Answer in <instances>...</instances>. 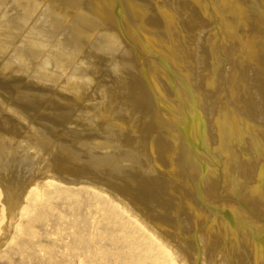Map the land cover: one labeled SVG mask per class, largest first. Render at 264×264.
Returning <instances> with one entry per match:
<instances>
[{"label": "rangeland", "instance_id": "1", "mask_svg": "<svg viewBox=\"0 0 264 264\" xmlns=\"http://www.w3.org/2000/svg\"><path fill=\"white\" fill-rule=\"evenodd\" d=\"M246 1L247 0H229V1L228 0H200V4H199L200 10L199 8L194 9L195 11L197 10L196 15L199 14V16L197 15V17H195L196 15H194L195 18H191V16L189 15L190 12L188 11L186 13L182 12L181 11L182 9L180 7L173 8L174 10L172 9V10H168L167 12H165L166 17L169 19H174V20H177L178 18L186 19V21L183 22L186 24H183L180 21H177L176 23H174L173 27H171L170 31L172 29H173L172 31H176L178 30V26L180 27L184 26V27H187L186 29L188 31L185 32L187 35L184 38H177L176 34L172 32L173 34H175L174 35L175 37L173 38L172 42L171 41L169 42V40H167V35H166L167 32L162 35L164 40L166 39L167 41H164L162 36H160L159 38H157L158 35H155L154 37L151 36L153 34L152 33L150 37L155 42L153 52L156 53L159 51L156 54L160 56L163 55V58L169 59L168 60L169 62H171V59L169 58L168 55H171L172 53L181 54L182 52L181 55H184V58H186L184 62L185 64L183 63V64H180L179 66H176L175 69L177 70L173 69L174 71L172 72L166 68V66L168 65L166 60H165L166 65H162L161 63L159 64L156 63V65H153V66L145 65L147 68L149 67L148 69H150L152 72H155L154 76L156 78L154 79L156 81V82L154 81L155 84L152 82V86L148 85L147 90L143 86H142L143 87L142 90L138 87L136 88L132 87L131 89L129 86H127V89H126L125 85H122L121 83L122 86H120V83L117 82L118 84L116 83L117 87L115 86V88H117L118 90L119 89L121 90L118 91L114 88L112 92H110L111 88L108 89V87H106L105 85H106V80H108L111 77V72L102 71L103 72L102 73L101 69H99L98 72L96 71V73H94L93 75H90L89 77L90 82H92L93 80L94 81L92 82L93 85L86 87L87 91L85 89V92L88 95L85 94V97L83 96L75 97L73 96L74 94H72L73 89L66 85V81L63 78H58L60 80L54 79V78H52V80H47L45 77V79H41L40 81V79H37L36 77H34L35 76L34 73L30 75L26 74V78L28 79L29 83L30 82L32 84L35 83V85L34 84L33 85H34V88L36 87L35 88L36 90L39 89L37 87H40L39 91L41 92L43 91V93H45V95L49 97L47 98L52 103L54 102L56 103V104L54 103L55 107L57 106L56 108L59 111L62 118H65V119L66 117L67 119L70 118L74 110L78 112L80 117L78 116V114L76 115L75 119L77 120V123H79L80 125H83L84 127L86 126L84 130L85 132L82 133L83 135L85 134L84 140H83V136L81 137V139L83 142L85 141V143L86 142L89 143L91 141L93 143H89L91 145V146L88 145V147L89 146L91 147V149H88L89 151L80 152L81 154L75 153L72 150V147H71L72 143L70 141H69L70 144L66 143L67 145L66 144L63 145L62 142L58 141L61 138V136H63L64 134L60 132L59 130L55 129V132H57L55 134V138L50 139L49 136L45 133L46 130L52 129L46 126L48 122L46 121L45 123L46 125H45L43 122L44 120H42L43 118L41 117V118H38L37 120L39 123L35 124V122L33 121V118L36 117L37 114L36 112L33 111L32 114H34V116L32 114L29 115V112L31 109H28L26 104L22 102L21 103L22 108L7 107L6 119H4L5 121H3L0 124L1 125L0 134L3 135V136L0 135V143L2 144V142L5 141L4 143L5 145L9 141L8 143L9 146L17 145L18 147H21L24 150V153L26 154L24 155L25 156L24 160L21 156H16L19 158V159H16L14 157L15 155L13 154H7L6 155L7 158L6 156L5 157L0 156V264H190L191 256L192 258H194V262H196L195 264H203V259H204L203 257H205V253L208 252V250H212L211 251V256L213 257L212 264H233V263L252 264L251 263L252 261L256 262V263L253 262V264H258V263L264 264V106H263L264 104L262 105V103H264V70H263L264 69L263 67L264 66V50H263L264 48L258 47L261 45H262L261 47H264V41H263L264 40V31H263L264 30V11H262L264 10V1L263 3H259V5L257 4L258 6H256L255 4L253 5L251 3H247ZM261 5L263 7H261ZM244 7L250 8L251 10L252 9L256 10L255 8H257L256 11H258L257 13L259 15L258 21L256 20L255 17L250 16L251 20H250V24L248 25L247 29L245 30L240 29L238 31H235V29L231 28L228 24L229 23L228 15L231 12H238V9L241 8L242 10V8ZM7 11H5V14H7V16L5 17L6 18L8 17L7 19H8V22L10 23L8 24V26L11 27V29L8 28L9 29L7 31L8 33L7 32L3 33L4 35L7 34V38H8L5 41L7 44L6 43L4 44V42L2 43V46L6 45L5 48L12 44L18 45L20 42H22V39H24L23 38L24 34L26 35L25 37H27L31 32H33V30L34 31L37 30L39 25L37 26L32 21V18H34L35 16L36 18L43 19L45 15H48V16L50 15L49 17L53 19L51 20V25H52V28H55V32L58 30H62L64 29L63 27H65V28H68L67 30L68 32L66 31V29H64L67 32L65 33V36L67 35L66 37L75 35L72 32H69L71 30L70 28H72L71 26L73 25L70 26L66 22L64 23L61 22L60 17H58L56 12H45L44 14V12H40V13L39 12H31V13L27 12L26 13V11H23L20 13L19 17H23V19H29V20H26L25 22L23 19H22L23 21L16 20L17 22L16 23L15 21H12V20L9 21V19L12 17L11 14L17 17V13L13 12V10H9L8 12ZM108 15L109 17H107ZM108 15L105 16L107 17L105 18L107 20L105 21V24L103 25L100 24L102 28L109 26L111 22L113 21V15L110 13ZM11 21L14 22V24ZM53 21H55L56 23ZM176 24H179V25H176ZM14 26L16 30L14 29ZM75 26H76L75 29L77 28L76 36L78 34H80L79 36H81L82 34L83 35L94 34L93 31L91 33L89 32L91 31L89 30V28H87L88 30L86 31L85 28H81V27L79 28L78 25H75ZM40 27H43V26H40ZM18 30H19V33H17ZM20 30L21 31L23 30V32H20ZM41 30L43 31L46 38L53 37V33L52 34L46 33L47 29L41 28ZM13 32H15L17 35ZM83 32H85V34ZM188 34L191 35V37ZM31 38H32V35H31ZM175 38H177V40ZM16 39H18L19 41ZM182 40L183 41L185 40V41L183 42ZM187 42L188 43L190 42V43L188 44ZM259 42H262V43H259ZM57 44L58 43L56 41L55 43L56 47H57ZM56 47L49 50L48 53L52 52V54L50 55L52 56L56 55L55 57H59L62 54L63 50H61V48L59 47L57 48ZM132 47L134 48V46ZM140 49L141 48H138L135 45V50H137L135 51V60L132 61V59L131 60L127 59L126 60L127 62L124 61V64L129 65L130 69H132V67H134L136 63L141 62V64L139 63V65L142 66L143 62L147 61L148 53L144 51L143 48L142 50ZM171 49L175 51L177 50V51L174 52ZM258 49L260 53L257 52ZM260 50L263 52H261ZM19 51L20 50L18 49L15 50V54H14L15 59H17L18 55L21 56V53L23 52V50L22 52L21 51L19 52ZM140 52H142L141 53L142 55L140 54ZM56 53H58L59 55ZM160 53H163V54H160ZM251 55L252 56L254 55L255 57L254 56L252 57ZM23 56L24 54L22 55V57ZM143 56L145 57L146 60H143L144 59ZM260 56H263V58ZM23 58L25 59V57ZM208 58L210 59V61L213 62V66H214L211 72L210 70L202 66V62ZM13 59H9L10 61L8 60L7 62L0 63V69L3 66L9 67L10 65H12L11 62L14 61ZM134 61H136V63ZM28 63L29 62L27 61V63H25L26 65L25 64L24 65L28 68L30 66L31 68L34 62H32L31 65L30 63L29 64ZM254 67L256 69V72L258 73L254 72L255 71ZM162 68L164 71H161ZM262 70H263V73H262ZM162 72L165 73V75ZM214 72L217 77L214 75ZM105 73L108 75H106ZM158 73L160 74L158 75ZM102 75L103 76L105 75V76L103 77ZM258 75L262 79L259 78ZM7 77H8L7 75L3 76L4 82L12 81L11 80L12 78H9V77L7 78ZM34 78H36V81ZM96 78L99 80V82ZM60 81L62 82L61 88H59L60 83H61ZM137 81L138 83L141 82V85H142V81H144V79L141 81L137 79ZM160 81H162V83ZM94 82L96 83L97 86L95 85ZM180 82H183V85ZM160 83H161V86H160ZM163 83L164 85H162ZM167 83L169 84V86H166L168 85ZM134 84L135 85L137 84L136 80H134ZM46 85H48V87H46ZM65 86H67V88ZM16 87L17 86L15 85L8 86L6 88L0 89V91L4 95L13 96L14 94L13 92L15 91L14 89ZM166 87L176 88L177 92H172L173 93L172 98L174 101L172 104H168L164 100V98L156 94L158 93L157 91H159L160 89L162 90V88H166ZM183 87H184V90H183ZM172 88L170 89L171 91H173ZM136 89L139 91H137ZM115 90L118 93V95H116L117 93L115 92ZM63 91L65 92V94L63 93ZM145 94L149 96L147 97L148 99L146 98ZM149 94L150 95L152 94V96H150ZM112 95H116V97L112 98L113 97ZM175 95H176L177 100L175 98ZM84 98L86 99V101L89 100L90 103L83 101L85 100ZM56 99H59L60 101L59 100L56 101ZM111 99L112 100L113 99L114 100L123 99L122 100L123 105L120 104V107L123 106L122 111L120 110V108H118V110H115L112 108L114 105L112 104V101H110ZM178 99L179 100L181 99V101H179ZM79 100L82 101L81 102L82 104H80ZM182 100L184 101L183 103H182ZM249 100L251 101V103ZM256 100H259V101L256 102ZM73 101L77 105L74 104ZM124 101L126 104L124 103ZM127 101H129L130 103H128ZM136 102H138L140 106L137 105ZM84 103L85 104L87 103V105H85ZM135 104L137 107H135ZM171 105L173 108H171ZM130 106L132 109L130 108ZM247 106H250V108ZM77 107H78V110H77ZM83 107L85 108V110ZM253 108H255V110ZM23 110L27 112L29 111L27 113L28 115L27 116L25 115V117L21 116L22 114L21 112ZM153 110L155 111L153 112ZM250 110H253V111L249 113ZM132 112H136L137 115H135V113H132ZM254 112L259 115H256ZM85 113L87 114L86 116H85ZM45 114H46V111H45ZM45 114H43V116ZM94 114H95V117H94ZM247 114H250V115H247ZM47 115L48 114H46V116ZM154 116L157 119H154L155 118ZM15 117H17L18 119ZM140 117H141V120L142 119L144 120L145 117H147L145 122L142 121L140 123H142V125L145 124L144 126L145 127L147 126V130H149L148 128H151L152 130V131L149 130L147 132L151 136L149 137L148 144H145L146 147L143 146L144 145L143 138L140 135H138L139 134L138 132L140 131L137 130L138 131L137 133L135 131V128L137 127L135 126V121H137V118H140ZM163 118H165V123L163 122L164 121ZM97 119L98 120L100 119V120L98 121ZM82 120L84 123H82ZM113 121L117 123H113ZM258 121L260 122L262 121V123ZM5 122L7 123L5 124ZM9 122L11 125L8 124ZM188 122L189 123L191 122V123L189 124ZM112 123L114 124V126L115 125L116 126L114 127ZM186 123H188V125ZM7 124L9 126L5 127V125ZM193 124L195 125L192 126ZM103 125H105L106 127ZM128 125L130 127H127ZM185 126L187 127L185 128ZM31 127H33L32 130H31ZM87 127L89 128V132H88V129H86ZM132 127L134 128V130ZM193 127H194V131L197 130L199 133L197 131L194 132ZM41 130L42 132H40ZM90 130H93V131L90 132ZM202 131H204V133ZM163 132L167 136H165ZM7 133L9 134V136L7 135ZM90 134L91 136H88ZM178 134L181 136H179ZM92 136L97 139H95L94 141V138ZM150 138H152L153 140ZM26 144L28 146H26ZM8 145L7 146L5 145V146L8 147ZM254 146L257 148H255ZM38 147H40V149ZM41 147L43 149H41ZM159 147H163V148H159ZM96 149H97V152L95 151ZM1 150L2 148L0 146V151ZM41 151H44L45 155L43 154V152L41 154ZM54 154L56 155V157ZM9 155L13 156L14 159H11L12 157ZM135 155L143 156V160L141 163H137L135 161L136 162L135 165L137 167H135V165H129V166L126 165V167L128 166L127 168H123L121 166L122 163L123 164L126 163L127 160L130 161L131 159L133 161V158L136 157ZM84 156L85 157L87 156V157L85 158ZM27 158H29L30 160ZM171 159H173L172 160L173 162L170 161ZM165 160L168 163L165 162ZM51 161H54V162H51ZM112 161L118 167L117 170L119 168L120 170L125 169L124 171L122 170L123 172L118 170V172L122 174L121 175L122 177L119 176L118 174V176H115V178H113L111 176H108L109 174L108 172L107 173L97 172L99 175L97 177H99V179H102V180L105 179V181H107L108 183L106 185L111 184V187H114V188L117 187L116 193H118L117 197L118 199L120 198L119 200L110 191L103 189V188L95 187L87 181L86 182L83 180L62 181L60 178H58L56 175L52 173H49L50 174L49 175V174H41L37 172L43 166L45 167L49 165L53 166L54 164L55 165L58 164L62 166V165H65L66 163L73 164L72 169L79 170L80 171L79 174L81 173V170H84V168L85 169L87 168L88 170L90 169V171L92 172L98 171L97 170L98 168L96 170L95 168L93 169L91 165H94V164L92 162L94 163L101 162L103 164L105 163L102 171H104L105 169L109 171L113 167L116 168V166L112 167V164H114ZM49 162L51 163L49 164ZM116 162L120 166L117 165ZM143 164L145 167L143 166ZM34 166L38 169L34 168ZM78 167L79 169H77ZM139 168L141 172L143 171L142 174L139 171ZM179 173H182V174H179ZM32 174H37V179L41 181L40 185L42 184L41 185L42 187L40 186L39 189L38 187L36 189V187H33L31 185H28V186L26 185L27 181L32 177ZM128 174L132 175V177ZM143 174L146 176L147 179L145 178ZM125 176L126 178H123ZM189 176H192V177H189ZM127 177H129L130 179ZM136 178L140 180L138 181ZM12 179L14 182L16 180V182L14 183ZM3 180H4V183H2ZM131 180H133L134 182ZM191 180L193 183H191ZM193 180H195V182ZM6 181L8 183H6ZM10 181L13 183L14 187L15 186H18V187L14 188ZM157 182H159L158 185H157ZM195 183H197V185ZM119 184H122V187ZM5 186L7 187L4 188ZM118 187H121V188H118ZM138 188H141L143 190L138 189ZM128 193H129V197H128ZM146 197H149V198L147 199ZM158 197L159 199H157ZM139 199H141L143 202L140 201ZM125 201H128V203ZM169 206L171 207L169 208ZM133 208L135 209V211ZM166 208L169 210L167 211ZM202 213L204 214V216ZM143 214H146L144 215L145 217H143ZM188 214H190L189 215L190 217L188 216ZM216 214H219V215L217 216ZM201 215L203 219L201 218ZM147 216L149 217V220ZM198 218L200 221L196 220ZM149 221L150 223H148ZM205 222H212V224H214L215 226H213L210 223L208 224ZM170 223L172 224L174 223V224L172 225ZM218 225L219 226L221 225L223 228L221 229V226L219 227ZM184 228L185 229L187 228L188 230L187 229L185 230ZM246 228L248 230H246ZM205 229H207L208 231ZM209 229L211 230V232ZM173 230H176V231H173ZM188 231H190L191 234H189L190 232ZM251 231L252 232L254 231L255 234L252 233ZM221 232H223L222 233L223 235L220 234ZM199 233L201 234V236ZM213 234H215L216 237ZM218 234L221 236H219ZM238 236L239 237L241 236V237L239 238ZM248 237H250V239ZM196 239L201 241V243L199 241H195ZM237 239L242 240V242L244 243H242L241 241ZM204 240H206L208 243L207 244L208 246L205 244L207 248L204 245L205 243ZM234 240H236L237 242ZM248 240L250 241V243ZM177 242H180V243H177ZM202 242H203L204 248H203ZM235 243L238 245H236ZM186 244H188L189 246ZM234 244L237 247H235ZM245 244L249 246L247 245L245 246ZM175 245L178 246L179 249ZM209 245L210 246L212 245L213 248L212 246L210 247ZM175 247L178 250H176ZM230 247L231 249H229ZM247 247L249 248L247 249ZM184 249L185 250L187 249L188 251L187 250L185 251ZM244 249H245V252H244ZM232 250H235V253L237 255L236 254L232 255V253H234V251ZM236 250L237 251L239 250L240 254L239 252H236ZM251 252H252V256H251Z\"/></svg>", "mask_w": 264, "mask_h": 264}, {"label": "bare ground", "instance_id": "2", "mask_svg": "<svg viewBox=\"0 0 264 264\" xmlns=\"http://www.w3.org/2000/svg\"><path fill=\"white\" fill-rule=\"evenodd\" d=\"M229 1V0H228ZM263 1L264 0H247L246 2L247 3H251V4H255L256 6H258L259 5V3H263ZM226 2V1H225ZM233 2V1H232ZM230 3V2H229ZM9 4H10V6H9ZM199 4H200V0H0V63H2V62H7L9 59H13L14 57H15V50H20L21 52H22V50H23V52L21 53V56L20 55H18V57H17V59H13L12 61L13 62H11L12 63V65H10L9 67L7 66V67H2L1 69H0V89H2V88H6V87H8V86H13V85H15V86H17L14 90V94H13V96H8V95H4L1 91H0V124L3 122V121H5L4 119H6V116H7V113H6V109H7V107H15V108H22V102L24 103V104H26V106L28 107V109H31L30 110V112H29V115H31L32 113H33V111L34 112H36V114H37V116L36 117H34L33 118V121L35 122V124L36 123H39L37 120H38V118H43L42 120H44L43 122H44V124L46 123V121L48 122L47 123V127H50V128H52L51 130H46L45 131V133L49 136V138L51 139V138H55V134L57 133V132H55V129L56 130H59L60 132H62V133H64L63 134V136H61V138L58 140V141H60V142H62L63 143V145H65L66 143L68 144L69 143V141L72 143L71 144V147H72V150L75 152V153H78V154H81L80 152H83V151H89L88 149H91V145L89 144V143H93L92 141L91 142H86L85 143V141L83 142L82 141V139H81V137L83 136V140H84V135L82 134L83 132H85L84 130H85V127L83 126V125H80L79 123H77V120L75 119L76 118V115L78 114V112L77 111H75L74 110V112H73V114H72V116L70 117V118H68L67 119V117H66V119L65 118H62V116L60 115V113H59V111L57 110V106L55 107V104L54 103H52L48 98V96L47 95H45V93H43V91L41 92V91H39L40 90V87H37V88H39L38 90H36L35 88H34V85H35V83H29V81H28V79L26 78V74L28 75H30V74H33L34 73V77H36L37 79H40V81H41V79H45V77H46V79L47 80H52V78H54V79H58V78H63L65 81H66V85L68 86V87H71L72 89H73V93L72 94H74L73 96H83V97H85V94L86 95H88L86 92H85V89H86V91H87V86L89 87L90 85H93V81L92 82H90V79H89V77H90V75H93L94 73H96V71L98 72V70L99 69H101V72L102 71H110L111 72V77L108 79V80H106V87H108V89H110L111 88V90H110V92H112V90L115 88V86L117 87V85H116V83L117 82H119L120 83V86H122V85H125L126 86V89H127V86H129L131 89H132V87H138V88H140L141 90H142V88L144 87V88H146V90H147V86L149 85V86H152V82L154 83V79H156L155 78V76H154V73L155 72H152L150 69H148L145 65H149V66H153V65H156V63H161L162 65H166V61H167V63H168V65L166 66V68L167 69H169L171 72L172 71H174L173 69H175V67L176 66H179L180 64H183L184 62H185V59L186 58H184V55H181L182 54V52H181V54H174V53H172L171 55H168L169 56V58L171 59V62H169L168 60L169 59H165V58H163V55L162 56H160V55H158V54H156V53H158V52H156V53H154L153 52V50H154V46H155V42L153 41V39L150 37V35L151 36H155V35H158V37L157 38H159L160 36H162L164 33H166V35H167V40H169V42L171 41H173V38L175 37L174 35L176 34V37L177 38H184L187 34L185 33L186 31H188L186 28L187 27H180V26H178V30H176V31H170V29H171V27H173V25H174V23H176L177 21H180L181 23H183L184 21H186V19H181V18H178L177 20H174V19H169V18H167L166 17V15H165V12H167L168 10H172L173 8H181L182 10V12H190L189 13V15L191 16V18H195V17H197V15L199 16V14H197L196 15V11L194 10V9H198L199 8V10H200V7H199ZM204 4V3H203ZM209 4V3H208ZM258 4V5H257ZM244 6V5H243ZM249 7V6H248ZM253 7V6H252ZM255 7V6H254ZM261 7H263L262 5H261ZM11 8V9H10ZM189 8H190V10H189ZM223 8V7H222ZM191 9H193V10H191ZM256 10H257V8H255ZM260 9V8H259ZM263 9V8H262ZM9 11V10H13V12H16L17 13V17L14 15L13 16V14H11L12 15V17L9 19V21L10 20H12V21H15L16 22V20L17 21H20V20H22L23 19V17H19L20 16V13L21 12H23V11H26V13L27 12H44V14H45V12H56V14L58 15V17H60V20H61V22H66L68 25H73V26H71L72 28H70L71 30L69 31V32H72L73 34H75L74 36L72 35V36H68V37H66L65 36V33H67L68 31V28H65V27H63L64 29H66V31L64 30V29H62V30H58V31H56L55 32V28H52V25H51V20H53V19H51L48 15H45V17L43 18V19H39V18H36V16L34 17V18H32V21L38 26V28H37V30H33V32H31L27 37H25L26 35L24 34V33H22V34H24L23 35V38L24 39H22V42H20L18 45L17 44H12V45H9V46H7L6 48H5V46H2V43L4 42V44L6 43L5 41L8 39L7 38V34L6 35H4L3 33H6L9 29H11V27H9L8 26V24H10L9 22H8V17L6 18L5 16H7V14H5V11ZM174 10V9H173ZM256 10H251L250 8H246V7H244V8H242V10H241V8L240 9H238V12H231L228 16V20H229V26L231 27V28H233V29H235V31H238V30H240V29H247V27H248V25L250 24V20H251V18H250V16H252V17H255L256 18V20L258 21V11H256ZM7 11V12H8ZM262 11H264V10H262ZM6 12V13H7ZM12 12V13H13ZM178 12V11H177ZM182 12H181V14H182ZM15 13V14H16ZM38 13V14H39ZM112 14L113 15V21L111 22V24L109 25V26H107V27H104V28H102V26L100 25V24H105V21H107L105 18H107V17H109V15L108 14ZM170 13V12H169ZM180 13V12H179ZM108 15V16H107ZM194 15H196L195 17H194ZM262 15V14H261ZM42 16V15H41ZM56 16V15H55ZM105 16H107V17H105ZM225 16V15H224ZM181 17H182V15H181ZM207 17V16H206ZM37 19V20H36ZM226 19V18H225ZM24 20V22L26 21V20H29V19H23ZM22 20V21H23ZM56 20V19H55ZM255 20V19H254ZM11 21V22H12ZM21 21V22H22ZM110 21V20H109ZM205 21V20H204ZM209 21V20H208ZM53 22H55V21H53ZM52 22V23H53ZM104 22V23H103ZM189 22V21H188ZM13 24H14V22H12ZM17 23V22H16ZM31 23V22H30ZM30 23H29V25H30ZM56 23V22H55ZM65 23V24H66ZM107 23V22H106ZM20 24V23H19ZM57 24H58V22H57ZM183 24H186V23H183ZM189 24V23H188ZM253 24V23H252ZM263 24V23H262ZM18 25V24H17ZM62 25V24H61ZM75 25H78L79 26V28L81 27V28H85L86 29V31L88 30L87 28H89V30H91V31H89L90 33L93 31L94 32V34H90V35H81V36H79L80 34H78L77 36H76V34H77V28L75 29ZM100 25V26H99ZM108 25V24H107ZM176 25H179V24H176ZM195 25H197V24H195ZM13 26V25H12ZM16 26V25H15ZM15 26H14V29H15ZM35 26V25H34ZM40 26H43V27H40ZM63 26V25H62ZM67 26V25H66ZM99 26V27H98ZM188 26V25H187ZM201 26V25H200ZM222 26V25H221ZM254 26H255V24H254ZM258 26H259V24H258ZM60 27V26H59ZM9 28V29H8ZM17 28V27H16ZM19 28V27H18ZM22 28H24V27H22ZM33 28V27H32ZM41 28H45V29H47V32L46 33H53V37L52 38H46L45 37V35H44V33H43V31L41 30ZM253 28V27H252ZM21 29V28H20ZM59 29V28H58ZM191 29V28H190ZM237 29V30H236ZM257 29V28H256ZM261 29V28H260ZM16 30V29H15ZM26 30V29H25ZM152 30V31H151ZM28 31H29V29H28ZM80 31H82V30H80ZM243 31V30H242ZM241 31V32H242ZM264 31V30H263ZM262 31V32H263ZM20 32H23V30L21 31L20 30ZM25 32V31H24ZM88 32V33H89ZM172 32H174L175 34H173ZM190 32V31H189ZM202 32V31H201ZM8 33V32H7ZM13 33H15V32H13ZM12 33V34H13ZM17 33H19V30H18V32ZM79 33V32H78ZM84 34H85V32H83ZM243 33V32H242ZM244 33H245V31H244ZM2 34V35H1ZM9 34H10V32H9ZM16 34V33H15ZM28 34V33H27ZM87 34V33H86ZM220 34V33H219ZM240 34V33H239ZM17 35V34H16ZM21 35V34H20ZM31 35H32V38H31ZM43 35H44V37H43ZM70 35H71V33H70ZM189 35V34H188ZM195 35V34H194ZM244 35V34H243ZM242 35V36H243ZM10 36H11V34H10ZM15 36V35H14ZM50 36V35H49ZM190 37H191V35H189ZM8 37H9V35H8ZM13 37V36H12ZM29 37V38H28ZM155 37V38H156ZM193 37V36H192ZM17 38V37H16ZM162 38H163V36H162ZM177 38H175L176 40H177ZM211 38V37H210ZM15 39V38H14ZM18 39H19V37H18ZM18 39H16V40H18ZM186 39V38H185ZM245 39V38H244ZM15 40V41H16ZM21 40V39H20ZM159 40V39H158ZM163 40H164V38H163ZM166 39L164 40V41H167ZM194 40V39H193ZM10 41V40H9ZM12 41V40H11ZM19 41V40H18ZM56 41H57V47H59V48H61V50H63V52H62V54L59 56V57H55L54 55L52 56V55H50V54H52V52L51 53H48L49 52V50H51V49H53V48H55L56 46H55V43H56ZM163 41V42H164ZM179 41H181V40H179ZM183 41V40H182ZM185 41V40H184ZM183 41V42H184ZM188 41H189V39H188ZM191 41V40H190ZM264 41V40H263ZM13 42V41H12ZM168 42V43H169ZM10 43V42H9ZM135 43V44H134ZM179 43V42H178ZM177 43V44H178ZM188 43V42H187ZM190 43V42H189ZM188 43V44H189ZM205 43H207V42H205ZM252 43V42H251ZM255 43V42H254ZM259 43H262V42H259ZM7 44V43H6ZM165 44V43H164ZM163 44V45H164ZM185 44V43H184ZM257 44V43H256ZM135 45L138 47V48H141L140 50H142V48H143V50L144 51H146L147 53H148V58H147V61L146 62H143V64H142V66L141 65H139V63L141 64V62H139V63H136V61H134L135 63H136V65L134 66V67H132V69H130V66L129 65H125L124 64V61H126L127 59L128 60H131L132 59V61L133 60H135V51H137V50H135ZM132 46H134V48L132 47ZM239 46V45H238ZM256 46V45H255ZM262 46V45H261ZM261 46H258V47H260V48H264V47H261ZM56 47V48H57ZM162 47V46H161ZM160 47V48H161ZM179 47V46H178ZM188 47V46H187ZM257 47V46H256ZM163 48V47H162ZM168 48V47H167ZM185 48H186V46H185ZM208 48V47H207ZM248 48V47H247ZM157 49V48H156ZM174 49V48H173ZM173 49H171L172 51H174V52H176L175 50H173ZM188 49V48H187ZM191 49V48H190ZM199 49V48H198ZM209 49V48H208ZM158 50V49H157ZM214 50V49H213ZM216 50V49H215ZM257 50V49H256ZM255 50V51H256ZM264 50V49H263ZM19 51V52H20ZM60 51V50H59ZM139 51V50H138ZM143 51V52H144ZM188 51V50H187ZM209 51V50H208ZM261 51V50H260ZM54 52V51H53ZM162 52H164V51H162ZM257 52H259V49H258V51ZM261 52H263V51H261ZM142 52H140V54H141ZM189 53V52H188ZM211 53V52H210ZM252 53V52H251ZM260 53V52H259ZM18 54V53H17ZM24 54V56L23 57H25V59L22 57V55ZM56 54H58V53H56ZM160 54H163V53H160ZM255 54V53H254ZM59 55V54H58ZM142 55V54H141ZM165 55V54H164ZM188 55V54H187ZM190 55V54H189ZM195 55H196V53H195ZM194 55V56H195ZM140 56V55H139ZM147 56V55H146ZM193 56V57H194ZM252 56V55H251ZM254 56V55H253ZM252 56V57H253ZM257 56V55H256ZM144 57V56H143ZM203 57V56H202ZM240 57V56H239ZM255 57V56H254ZM260 57H262L263 58V56H260ZM141 58V57H140ZM167 58V57H166ZM188 58V57H187ZM255 59V58H254ZM143 60H146L145 59V57H144V59ZM166 60V61H165ZM197 60V59H196ZM252 60V59H251ZM257 60V59H256ZM10 61V60H9ZM27 61L30 63V65L32 64V62H34L32 65L33 66H31V68H30V66H29V68L28 67H26L25 65V63H27ZM195 61V60H194ZM200 61V60H199ZM259 61V60H258ZM127 62V61H126ZM28 63V64H29ZM134 63V64H135ZM247 63V62H246ZM262 63V62H261ZM25 64V65H24ZM131 64V63H130ZM185 64V63H184ZM249 64V63H248ZM4 65V64H3ZM187 65V64H186ZM191 65V64H190ZM189 65V66H190ZM6 66V65H5ZM202 66H204L205 68H207L208 70H210V72L213 70V62L212 61H210V59L208 58V59H206L205 61H203L202 62ZM263 66V65H262ZM155 67V66H154ZM158 67H159V65H158ZM165 67V66H164ZM264 67V66H263ZM151 68V67H150ZM184 68V67H183ZM216 68V67H215ZM238 68V67H237ZM244 68V67H243ZM254 69H255V67H254ZM156 70V69H155ZM175 70H177V69H175ZM178 70H179V68H178ZM264 70V69H263ZM263 70H262V73H263ZM154 71V70H153ZM161 71H164L163 70V68H162V70ZM166 71V70H165ZM190 71V70H189ZM218 71V70H217ZM247 71V70H246ZM253 71V70H252ZM176 72V71H175ZM178 72V71H177ZM181 72H183V71H181ZM232 72V71H231ZM254 72H256V69H255V71ZM103 73V72H102ZM163 73V72H162ZM161 73V74H162ZM168 73V72H167ZM197 73V72H196ZM256 73H258V72H256ZM261 73V72H260ZM106 74V73H105ZM153 74V75H152ZM157 74V73H156ZM160 73H158V75H159ZM164 75H165V73H163ZM188 74V73H187ZM195 74V73H194ZM213 74V73H212ZM245 74V73H244ZM8 76L9 78H12L11 80L12 81H9V82H4L3 81V76ZM106 75H108V74H106ZM110 75V74H109ZM176 75H177V73H176ZM210 75V74H209ZM214 75H215V72H214ZM232 75V74H231ZM247 75V74H246ZM256 75V74H255ZM95 76V75H94ZM103 76V75H102ZM105 76V75H104ZM103 76V77H104ZM168 76H169V74H168ZM213 76V75H212ZM216 76V75H215ZM214 76V77H215ZM7 77V78H8ZM29 77V76H28ZM160 77V76H159ZM180 77V76H179ZM210 77V76H209ZM217 77V76H216ZM254 77V76H253ZM253 77H251V78H253ZM258 77L259 78H261L259 75H258ZM36 78H34L35 79V81H36ZM158 78V77H157ZM162 78V77H161ZM173 78V77H172ZM213 78V77H212ZM248 78V77H247ZM255 78V77H254ZM34 79H33V81H34ZM53 79V80H54ZM62 79V80H63ZM97 79V78H96ZM104 79H106V78H104ZM137 79H139L140 81L141 80H143L144 79V81H142V85H141V82L140 83H138V81H137ZM159 79V78H158ZM189 79V78H188ZM205 79V78H204ZM262 79V78H261ZM29 80H30V78H29ZM58 80H60V79H58ZM98 80V79H97ZM134 80H136V82H137V86L134 84ZM153 80V81H152ZM160 80V79H159ZM187 80V79H186ZM251 80V79H250ZM256 80V79H255ZM43 81V80H42ZM57 81V80H56ZM64 81V82H65ZM162 81H163V79H162ZM162 81H160L161 83H162ZM168 81V80H167ZM166 81V82H167ZM179 81V80H178ZM182 81V80H181ZM210 81H211V79H210ZM213 81V80H212ZM259 81V80H258ZM258 81H257V83H258ZM53 82V81H52ZM61 82V81H60ZM59 82V83H60ZM63 82V83H64ZM98 82H99V80H98ZM156 82V81H155ZM165 82V81H164ZM177 82V81H176ZM192 82V81H191ZM194 82V81H193ZM233 82V81H232ZM95 83V82H94ZM102 83V82H101ZM121 83H122V85H121ZM161 83H160V86H161ZM169 83V82H168ZM167 83V84H168ZM182 85H183V82H180ZM188 83V82H187ZM215 83V82H214ZM254 83H255V81H254ZM56 84V83H55ZM61 84H62V82L60 83V86H59V88H61ZM118 84V83H117ZM155 84V83H154ZM153 84V85H154ZM170 84H171V82H170ZM179 84V83H178ZM180 84V85H181ZM203 84V83H202ZM248 84V83H247ZM38 85V84H37ZM43 85V84H42ZM45 85V84H44ZM51 85V84H50ZM52 85H53V83H52ZM57 85V84H56ZM95 85H96V83H95ZM156 85H158V84H156ZM162 85H164V83L162 84ZM173 85V84H172ZM196 85H197V83H196ZM238 85V84H237ZM67 86H65L66 88H67ZM97 86V85H96ZM124 86V87H125ZM143 86V87H142ZM166 86H169V84L168 85H166ZM176 86V85H175ZM185 86V85H184ZM203 86V85H202ZM223 86V85H222ZM256 86H258V85H256ZM46 87H48V85H46ZM56 87V86H55ZM55 87H53V88H55ZM100 87V86H99ZM156 87V86H155ZM163 87V86H162ZM177 87V86H176ZM179 87V86H178ZM104 88V87H103ZM119 88V87H118ZM158 88V87H157ZM159 88H161V87H159ZM172 87H170V88H162V90L160 89L159 91H157L158 93H156V91H155V93L157 94V95H160L162 98H164V100L168 103V104H172L174 101H173V93L172 92H177L176 91V88L175 87H173L172 89H173V91H171L170 89H171ZM180 88V87H179ZM188 88V87H187ZM46 89H48V88H46ZM70 89V88H69ZM116 90H118L117 88H115ZM223 89H225V88H223ZM240 89V88H239ZM59 90V89H58ZM71 90V89H70ZM116 90H115V92H116ZM121 89H119L118 91H120ZM130 90V89H129ZM137 90V89H136ZM155 90V89H154ZM183 90H184V87H183ZM205 90V89H204ZM49 91V90H48ZM51 91V90H50ZM135 91V90H134ZM137 91H139V90H137ZM182 91V90H181ZM208 91V90H207ZM236 91V90H235ZM10 92V91H9ZM12 92V91H11ZM61 92V91H60ZM68 92V91H67ZM71 92V91H70ZM69 92V93H70ZM101 92V91H100ZM99 92V93H100ZM114 92V91H113ZM141 92V91H140ZM143 92H145V91H143ZM150 92V91H149ZM178 92H179V90H178ZM183 92V91H182ZM186 92V91H185ZM200 92V91H199ZM203 92V91H202ZM241 92V91H240ZM50 93V92H49ZM55 93H56V91H55ZM63 93L65 94V92L63 91ZM97 93V92H96ZM117 93V92H116ZM115 93V94H116ZM137 93V92H136ZM151 93V92H150ZM48 94V93H47ZM52 94V93H51ZM59 94H61V93H59ZM63 94V95H64ZM67 94V93H66ZM131 94V93H130ZM155 94V95H156ZM178 94V93H177ZM116 95H118V93L116 94ZM116 95H112L113 97L112 98H114V97H116ZM123 95V94H122ZM128 95V94H127ZM133 95V94H132ZM138 95V94H137ZM141 95V94H140ZM146 95V94H145ZM144 95V96H145ZM150 95V94H149ZM154 95V94H153ZM187 95V94H186ZM46 96V97H45ZM67 96V95H66ZM126 96V95H125ZM150 96H152V94L150 95ZM245 96V95H244ZM48 97V98H47ZM59 97H61V96H59ZM62 97H64V96H62ZM68 97V96H67ZM71 97H72V95H71ZM89 97V96H88ZM118 97V96H117ZM129 97H130V95H129ZM128 97V98H129ZM147 97H149L148 95H146V98ZM227 97V96H226ZM47 98V99H46ZM52 98V97H51ZM78 98V97H77ZM82 98V97H81ZM145 98V99H146ZM151 98V97H150ZM154 98H155V96H154ZM175 98H176V95H175ZM181 98V97H180ZM190 98V97H189ZM205 98V97H204ZM54 99V98H53ZM63 99V98H62ZM70 99V98H69ZM80 99V98H79ZM83 99V98H82ZM85 99V98H84ZM91 99V98H90ZM134 99V98H133ZM136 99H137V97H136ZM148 99V98H147ZM191 99V98H190ZM236 99V98H235ZM249 99V98H248ZM263 99V98H262ZM57 100H59V99H56V101ZM60 100H61V98H60ZM59 100V101H60ZM66 100H67V98H66ZM75 100H76V98H75ZM116 100V99H115ZM115 100L113 99H111L110 101H112V104L115 106V108H114V106L112 107L113 109H115V110H118V108H120V110L122 111V109H123V106H121L120 107V104H122L123 105V99L121 100H116V102H115ZM142 100V99H141ZM155 100V99H154ZM158 100V99H157ZM176 100H177V98H176ZM179 100V99H178ZM183 100H184V98H183ZM182 100V103L184 102ZM195 100V99H194ZM251 100V99H250ZM249 100V101H250ZM69 101V100H68ZM80 101V104H82L81 102V100H79ZM83 101H86V99L85 100H83ZM133 101V100H132ZM137 101V100H136ZM159 101V100H158ZM179 101H181V99L179 100ZM257 101H259V100H256V102ZM65 102V101H64ZM74 102V101H73ZM87 103H90L89 102V100L88 101H86ZM128 103H130L129 101H127ZM134 102V101H133ZM140 102V101H139ZM198 102V101H197ZM231 102V101H230ZM59 103V102H58ZM78 103V102H77ZM87 103L85 104V105H87ZM124 103H125V101H124ZM127 103V104H128ZM137 103V105H139L138 104V102H136ZM141 103V102H140ZM143 103V102H142ZM144 103H145V101H144ZM176 103V102H175ZM201 103V102H200ZM250 103H251V101H250ZM61 104V103H60ZM72 104V103H71ZM71 104H70V106H71ZM74 104H76L75 102H74ZM96 104V103H95ZM126 104V103H125ZM131 104H132V102H131ZM156 104V103H155ZM159 104V103H158ZM163 104H164V102H163ZM240 104V103H239ZM264 103H262V105H263ZM68 105V104H67ZM77 105V104H76ZM134 105V104H133ZM251 105V104H250ZM258 105V104H257ZM94 106V105H93ZM98 106V105H97ZM140 106V105H139ZM152 106V105H151ZM150 106V107H151ZM158 106V105H157ZM255 106V105H254ZM260 106V105H259ZM264 106V105H263ZM24 107V106H23ZM89 107H90V105H89ZM133 107V106H132ZM135 107H137L136 106V104H135ZM149 107V106H148ZM165 107V106H164ZM240 107V106H239ZM247 107H249L250 108V106H247ZM252 107V106H251ZM256 107V106H255ZM262 107V106H261ZM260 107V108H261ZM59 108V107H58ZM74 108V107H73ZM73 108H72V110H73ZM84 108V107H83ZM98 108V107H97ZM101 108V107H100ZM125 108V107H124ZM128 108V107H127ZM130 108H131V106H130ZM146 108V107H145ZM171 108H173L172 107V105H171ZM257 108H258V106H257ZM25 109V108H24ZM67 109V108H66ZM87 109V108H86ZM132 109V108H131ZM137 109V108H136ZM136 109H134V110H136ZM151 109H153V108H151ZM254 110H255V108H253ZM18 110V109H17ZM27 110V109H26ZM77 110H78V107H77ZM84 110H85V108H84ZM90 110V109H89ZM112 110V109H111ZM146 110V109H145ZM161 110H162V108H161ZM232 110V109H231ZM244 110V109H243ZM247 110H249V109H247ZM15 111V110H14ZM45 111H46V114H48L47 116H46V114H45ZM80 111V110H79ZM96 111V110H95ZM132 111V110H131ZM149 111V110H148ZM155 110H153V112H154ZM167 111H168V109H167ZM177 111V110H176ZM197 111V110H196ZM207 111H209V110H207ZM251 111H253V110H250V112L249 113H251ZM27 111H25V110H23L21 113V116H23V117H25V115L27 116L28 113ZM62 112V111H61ZM120 112V111H119ZM139 112V111H138ZM157 112H159V111H157ZM164 112H165V110H164ZM171 112V111H170ZM184 112V111H183ZM182 112V113H183ZM244 112V111H243ZM247 112V113H248ZM256 112V111H255ZM254 112V113H255ZM63 113V112H62ZM65 113H67V112H65ZM90 113V112H89ZM96 113V112H95ZM99 113H101V112H99ZM105 113V112H104ZM125 113V112H124ZM132 113H135V115H137L136 114V112H132ZM156 113V112H155ZM253 113V112H252ZM261 113V112H260ZM16 114V113H15ZM43 114H45L44 116H43ZM98 114V113H97ZM96 114V115H97ZM119 114V113H118ZM123 114V113H122ZM141 114H142V112H141ZM145 114V113H144ZM179 114V113H178ZM192 114H193V112H192ZM256 115H259V114H257V113H255ZM13 115V114H12ZM12 115H10V116H12ZM33 116H34V114H32ZM81 115H82V113H81ZM87 114L85 113V116H86ZM121 115V114H120ZM161 115V114H160ZM213 115V114H212ZM219 115H221V114H219ZM247 115H250V114H247ZM9 116V117H10ZM78 116H79V114H78ZM85 116H84V118H85ZM118 116V115H117ZM193 116V115H192ZM225 116V115H224ZM238 116V115H237ZM30 117V116H29ZM80 117V116H79ZM88 117H90V116H88ZM94 117H95V114H94ZM97 117V116H96ZM155 117V116H154ZM165 117V116H164ZM200 117H201V115H200ZM241 117V116H240ZM239 117V118H240ZM259 117V116H258ZM257 117V118H258ZM15 118H17V117H15ZM22 118V117H21ZM87 118V117H86ZM132 118V117H131ZM180 118V117H179ZM179 118H178V120H179ZM18 119V118H17ZM26 119V118H25ZM101 119V118H100ZM99 119V120H100ZM134 119V118H133ZM136 119V118H135ZM146 119H147V117H145V119L143 120H141V117L140 118H137V121H135V126H137L136 128H135V131H136V133L138 132L137 130H139L140 132H138L139 134L138 135H140L142 138H143V146H145V144H148V140H149V137L151 136V135H149L147 132L149 131V130H151V128H148L149 130H147V126L145 127L144 125H142V123H140V122H145L146 121ZM154 119H157L156 117L154 118ZM159 119V118H158ZM164 119V123H165V118H163ZM162 119V120H163ZM41 120V119H40ZM94 120H95V118H94ZM98 120V119H97ZM98 120V121H99ZM109 120V119H108ZM108 120H107V122H108ZM113 120V119H112ZM160 120V119H159ZM158 120V121H159ZM198 120V119H197ZM239 120V119H238ZM8 121V120H7ZM28 121H30V120H28ZM80 121V120H79ZM91 121V120H90ZM89 121V122H90ZM117 121V120H116ZM128 121V120H127ZM148 121V120H147ZM187 121V120H186ZM194 121V120H193ZM202 121V120H201ZM250 121V120H249ZM14 122V121H13ZM96 122V121H95ZM94 122V123H95ZM111 122V121H110ZM121 122V121H120ZM130 122V121H129ZM134 122V121H133ZM156 122V121H155ZM163 122H162V124H163ZM167 122V121H166ZM178 122V121H177ZM257 122V121H256ZM258 122H260V121H258ZM7 122H5V124H6ZM17 123V122H16ZM82 123H84L83 122V120H82ZM113 123H117V122H115V121H113ZM112 123V124H113ZM119 123V122H118ZM189 123V122H188ZM188 123H186L187 125H188ZM191 123V122H190ZM189 123V124H190ZM226 123V122H225ZM233 123V122H232ZM236 123V122H235ZM260 123H262V121L260 122ZM4 124V123H3ZM8 124H10V122L8 123ZM5 125V127L6 126H9V125ZM15 124V123H14ZM20 124V123H19ZM89 124V123H88ZM111 124V123H110ZM121 124V123H120ZM130 124V123H129ZM132 124V123H131ZM154 124V123H153ZM157 124V123H156ZM159 124V123H158ZM227 124V123H226ZM244 124V123H243ZM11 125V124H10ZM49 125V126H48ZM91 125H92V123H91ZM95 125V124H94ZM99 125V124H98ZM195 124H193L192 126H194ZM201 125V124H200ZM17 126V125H16ZM27 126H29V125H27ZM33 126V125H32ZM52 126V127H51ZM89 126V125H88ZM96 126V125H95ZM101 126V125H100ZM100 126H99V128H100ZM103 126H105V125H103ZM113 126H114V124H113ZM116 126V125H115ZM114 126V127H115ZM132 126V125H131ZM134 126V125H133ZM0 127H1V125H0ZM13 127V126H12ZM106 127V126H105ZM127 127H130L129 125L127 126ZM158 127H159V125H158ZM167 127V126H166ZM166 127H165V129H166ZM178 127H180V126H178ZM187 126H185V128H186ZM196 127V126H195ZM241 127V126H240ZM249 127V126H248ZM10 128V127H9ZM32 128L33 127H31V130H32ZM110 128H112V127H110ZM133 128V127H132ZM173 128V127H172ZM1 129V128H0ZM86 129H88V132H89V128L87 127ZM128 129V128H127ZM153 129H154V127H153ZM179 129V128H178ZM182 129V128H181ZM195 129H197V128H195ZM203 129V128H202ZM227 129V128H226ZM5 130V129H4ZM102 130V129H101ZM114 130V129H113ZM124 130V129H123ZM133 130H134V128H133ZM159 130V129H158ZM173 130V129H172ZM180 130V129H179ZM185 130V129H184ZM187 130V129H186ZM205 130V129H204ZM231 130V129H230ZM7 131V130H6ZM5 131V132H6ZM11 131H13V130H11ZM38 131V130H37ZM64 131V132H63ZM91 131H93V130H90V132ZM95 131V130H94ZM99 131V130H98ZM111 131V130H110ZM152 131V130H151ZM174 131V130H173ZM176 131V130H175ZM193 131H194V127H193ZM195 131H197V130H195ZM194 131V132H195ZM200 131H201V129H200ZM40 132H42V130L40 131ZM88 132H86V133H88ZM96 132V131H95ZM101 132V131H100ZM125 132V131H124ZM132 132V131H131ZM134 132V131H133ZM157 132V131H156ZM177 132V131H176ZM191 132H192V130H191ZM198 132V131H197ZM196 132V133H197ZM203 133H204V131H202ZM217 132V131H216ZM11 133V132H10ZM44 133V134H45ZM164 133V132H163ZM184 133V132H183ZM187 133V132H186ZM199 133V132H198ZM207 133V132H206ZM229 133V132H228ZM15 134V133H14ZM61 134V133H60ZM91 134H93V133H91ZM91 134L90 135H88V136H91ZM112 134V133H111ZM131 134V133H130ZM151 134V133H150ZM165 134V133H164ZM169 134H170V132H169ZM251 134V133H250ZM1 135V134H0ZM6 135V134H5ZM7 135L9 136V134L7 133ZM6 135V136H7ZM47 135H46V137H47ZM103 135H104V133H103ZM125 135V134H124ZM133 135H135V134H133ZM179 135V134H178ZM183 135V134H182ZM191 135V134H190ZM198 135V134H197ZM1 136H3V135H1ZM42 136V135H41ZM45 136V135H44ZM60 136V135H59ZM58 136V137H59ZM128 136V135H127ZM127 136H125V137H127ZM165 136H167L166 134H165ZM170 136H172V135H170ZM179 136H181V135H179ZM199 136V135H198ZM232 136V135H231ZM21 137V136H20ZM27 137H29V136H27ZM87 137V136H86ZM93 137V136H92ZM153 137V136H152ZM175 137V136H174ZM202 137V136H201ZM22 138V137H21ZM94 138V137H93ZM92 138V139H93ZM58 139V138H57ZM73 139V140H72ZM77 141H76V140ZM95 139H97V138H94V141H95ZM150 139H152V138H150ZM198 139H200V138H198ZM218 139V138H217ZM230 139H232V138H230ZM45 140V139H44ZM47 140V139H46ZM55 140V139H54ZM88 140V139H87ZM132 140V139H131ZM153 140V139H152ZM151 140V141H152ZM155 140V139H154ZM177 140V139H176ZM34 141V140H33ZM89 141H90V139H89ZM122 141V140H121ZM233 141V140H232ZM19 142H21V141H19ZM27 142V141H26ZM35 142V141H34ZM160 142V141H159ZM178 142V141H177ZM244 142V141H243ZM4 143H5V141L4 142H2V144L0 143V146H1V148H2V150L0 151V156L1 157H5L7 154H13V155H15L14 157L16 158V159H19L18 157H16V156H21L22 158H23V160H24V158H25V154L26 153H24V150L21 148V147H18L17 145H8V143H9V141H8V143L7 144H5L6 146L8 145V147H6L5 145H4ZM15 143H17V142H15ZM55 143H56V141H55ZM231 143V142H230ZM32 144V143H31ZM34 144V143H33ZM36 144H38V143H36ZM45 144V143H44ZM57 144H59V143H57ZM66 144V145H67ZM70 144V143H69ZM109 144V143H108ZM163 144V143H162ZM242 144V143H241ZM50 145V144H49ZM88 145H90L89 147H88ZM95 145V144H94ZM113 145V144H112ZM124 145V144H123ZM151 145V144H150ZM159 145V144H158ZM26 146H28L27 144H26ZM180 146V145H179ZM239 146V145H238ZM56 147V146H55ZM65 147V146H64ZM69 147V146H68ZM146 147V146H145ZM198 147V146H197ZM255 147V146H254ZM24 148H25V146H24ZM39 149H40V147H38ZM37 148V149H38ZM156 148H157V146H156ZM155 148V149H156ZM159 148H163V147H159ZM165 148V147H164ZM168 148V147H167ZM243 148V147H242ZM255 148H257V147H255ZM254 148V149H255ZM28 149V148H27ZM34 149V148H33ZM41 149H43L42 147H41ZM57 149V148H56ZM55 149V150H56ZM29 150V149H28ZM31 150V149H30ZM99 150V149H98ZM200 150V149H199ZM257 150V149H256ZM45 151V150H44ZM44 151H41V154H42V152H43V154H44ZM46 151H48V150H46ZM50 151V150H49ZM68 151V150H67ZM96 152H97V149L95 150ZM165 151H166V149H165ZM181 151V150H180ZM185 151V150H184ZM33 152V151H32ZM31 152V153H32ZM39 152V151H38ZM71 152V151H70ZM133 152H134V150H133ZM149 152H151V151H149ZM259 152V151H258ZM69 153V152H68ZM159 153H161V152H159ZM164 153V152H163ZM178 153V152H177ZM51 154V153H50ZM53 154V153H52ZM106 154V153H105ZM132 154V153H131ZM140 154V153H139ZM152 154V153H151ZM197 154H199V153H197ZM203 154V153H202ZM35 155V154H34ZM45 155V154H44ZM55 155V154H54ZM108 155V154H107ZM164 155V154H163ZM175 155V154H174ZM258 155V154H257ZM9 156H11V155H9ZM82 156V155H81ZM106 156V155H105ZM111 156V155H110ZM109 156V157H110ZM136 157H134L133 158V161L130 159V161H128L127 160V162L126 163H122V167L123 168H127L129 165H135V163L137 162V163H141L142 162V160H143V156H141V155H139V156H137V155H135ZM12 158L11 159H14V157L13 156H11ZM55 157H56V155H55ZM61 157V156H60ZM85 157V156H84ZM87 157V156H86ZM85 157V158H86ZM172 157V156H171ZM245 157V156H244ZM6 158H7V156H6ZM31 158V157H30ZM37 158H39V157H37ZM54 158V157H53ZM66 158V157H65ZM108 158V157H107ZM150 158V157H149ZM27 159H29V158H27ZM55 159V158H54ZM53 159V160H54ZM62 159V158H61ZM88 159V158H87ZM87 159H85V160H87ZM104 159H106V158H104ZM135 159V160H134ZM170 159V158H169ZM4 160V159H3ZM30 160V159H29ZM58 160H59V158H58ZM109 160V159H108ZM173 159H171L170 161H172ZM176 160V159H175ZM14 161V160H13ZM80 161H81V159H80ZM132 161V162H131ZM136 161V162H135ZM155 161V160H154ZM157 161V160H156ZM177 161V160H176ZM26 162V161H25ZM24 162V163H25ZM51 162H54V161H51ZM51 162H49V164L51 163ZM75 162V161H74ZM83 162V161H82ZM87 162V161H86ZM113 162V161H112ZM158 162V161H157ZM165 162H167L166 160H165ZM173 162V161H172ZM181 162V161H180ZM31 163V162H30ZM45 163H46V161H45ZM94 165H91L92 167H93V169L95 168V170L97 169L98 171H95V172H92V171H90V169L88 170L87 168L85 169L84 168V170H81V173L79 174V170H74V169H72L73 168V164H65V165H62V166H60V165H53V166H47V167H45V166H43L42 168H40L39 169V171H37L38 173H41V174H49V173H52V174H54V175H56L58 178H60L62 181H65V180H74V181H79V180H83V181H87V182H89L91 185H93V186H95V187H99V188H103V189H106V190H108V191H110L115 197H117V194L118 193H116V190H117V187L116 188H114V187H111V184L110 185H106V184H108L107 183V181H105V179H99V177H97V176H99L98 175V173L97 172H99V173H109L108 174V176H111V177H113V178H115V176H118V174H119V176H121L122 174H120L119 172H118V170H120V168L117 170V166L115 165V163L114 164H112V167L113 166H116V168L115 167H113L111 170H109V171H107V169H105L104 171H102L103 170V168H104V164L103 163H94V162H92ZM148 163H150V162H148ZM160 163V162H159ZM168 163V162H167ZM35 164V163H34ZM116 164H117V162H116ZM154 164V163H153ZM208 164V163H207ZM30 165V164H29ZM32 165V164H31ZM42 165V164H41ZM117 165H119V164H117ZM126 165H128L127 167H126ZM140 165V164H139ZM171 165V164H170ZM169 165V166H170ZM37 166V165H36ZM83 166V165H82ZM120 166V165H119ZM143 166H144V164H143ZM172 166V165H171ZM135 167H137L136 165H135ZM145 167V166H144ZM174 167V166H173ZM176 167V166H175ZM34 168H36L35 166H34ZM133 168H134V166H133ZM181 168V167H180ZM204 168V167H203ZM36 169H38V168H36ZM77 169H79V167L77 168ZM82 169V168H81ZM130 169V168H129ZM136 169H138V168H136ZM194 169V168H193ZM123 170V169H122ZM122 170H120V171H122ZM125 170V169H124ZM123 170V171H124ZM177 170V169H176ZM195 170V169H194ZM122 171V172H123ZM139 171H140V168H139ZM158 171V170H157ZM179 171V170H178ZM191 171V170H190ZM127 172V171H126ZM130 172H131V170H130ZM137 172V171H136ZM141 172V171H140ZM139 172V173H140ZM143 172V171H142ZM142 172H141V174H142ZM183 172V171H182ZM209 172V171H208ZM83 173H85V174H83ZM125 173V172H124ZM147 173V172H146ZM146 173H145V175H146ZM151 173V172H150ZM188 173V172H187ZM194 173V172H193ZM79 174V175H78ZM135 174H137V173H135ZM179 174H182V173H179ZM50 175V174H49ZM128 175H130V174H128ZM144 175V174H143ZM144 175V176H145ZM190 175V174H189ZM199 175V174H198ZM197 175V176H198ZM36 176V177H35ZM131 177H132V175H130ZM135 176V175H134ZM139 176V175H138ZM148 176V175H147ZM196 176V177H197ZM202 176V175H201ZM46 177H48V176H46ZM122 177V176H121ZM160 177V176H159ZM184 177V176H183ZM189 177H192V176H189ZM39 178V177H38ZM123 178H126V176L125 177H123ZM127 178H129V177H127ZM145 178H146V176H145ZM186 178V177H185ZM200 178V177H199ZM107 179V178H106ZM130 179V178H129ZM133 179V178H132ZM137 179V178H136ZM143 179V178H142ZM147 179V178H146ZM149 179V178H148ZM151 179V178H150ZM49 180V179H48ZM50 180H52V179H50ZM109 180V179H108ZM138 180V179H137ZM140 180V179H139ZM138 180V181H139ZM160 180V179H159ZM199 180H201V179H199ZM8 181V180H7ZM6 181V183H8ZM12 181H13V179H12ZM131 181H133V180H131ZM161 181V180H160ZM194 182H195V180H193ZM11 182V181H10ZM14 182V181H13ZM15 182H16V180H15ZM14 182V183H15ZM19 182V181H18ZM40 182L41 181H39L38 179H37V174H32V177L27 181V186L28 185H31V186H33V187H36V189H37V187H38V189L40 188V186L42 185H40ZM112 182V181H111ZM134 182V181H133ZM144 182H146V181H144ZM154 182H155V180H154ZM2 183H4V180L2 181ZM44 183V182H43ZM132 183V182H131ZM161 183V182H160ZM163 183V182H162ZM191 183H193L192 182V180H191ZM11 184H12V186H13V183L11 182ZM114 184V183H113ZM140 184V183H139ZM143 184V183H142ZM155 184V183H154ZM159 184V182H157V185ZM165 184V183H164ZM163 184V185H164ZM196 185H197V183H195ZM194 184V185H195ZM7 185H9V184H7ZM15 185V184H14ZM16 185H17V183H16ZM121 187H122V184H119ZM137 185H138V183H137ZM147 185V184H146ZM156 185V186H157ZM113 186H115V185H113ZM118 186V185H117ZM141 186V185H140ZM139 186V187H140ZM7 186H5L4 188H6ZM9 187V186H8ZM14 187V186H13ZM15 187H18V186H15ZM14 187V188H15ZM32 187V188H33ZM42 187V186H41ZM121 187H118V188H121ZM124 187V186H123ZM126 187V186H125ZM128 187V186H127ZM160 187V186H159ZM163 187V186H162ZM12 188V187H11ZM30 188V187H29ZM42 189V188H41ZM138 189H141V188H138ZM147 189V188H146ZM18 190V189H17ZM141 190H143V189H141ZM148 190V189H147ZM40 191V190H39ZM197 191V190H196ZM200 191V190H199ZM121 192H123V191H121ZM125 192H127V191H125ZM133 193V192H132ZM200 193V192H199ZM121 194V193H120ZM119 194V195H120ZM126 194V193H125ZM131 194V193H130ZM132 196V195H131ZM156 196V195H155ZM122 197V196H121ZM124 197H125V195H124ZM128 197H129V193H128ZM140 197V196H139ZM152 197V196H151ZM154 197V196H153ZM147 199L149 198V197H146ZM145 198V199H146ZM202 198V197H201ZM4 199V198H3ZM117 199H118V197H117ZM120 199V198H119ZM118 199V200H119ZM151 199V198H150ZM156 199V198H155ZM157 199H159V197L157 198ZM162 199V198H161ZM129 200V199H128ZM140 201H142L141 199H139ZM144 200V199H143ZM176 200V199H175ZM130 201V200H129ZM171 201H173V200H171ZM198 201V200H197ZM125 202H127L128 203V201H125ZM143 202V201H142ZM149 202V201H148ZM150 202H151V200H150ZM161 202H163V201H161ZM194 202V201H193ZM199 202V201H198ZM130 203V202H129ZM132 203V202H131ZM177 203V202H176ZM195 203V202H194ZM208 203V202H207ZM124 204H126V203H124ZM140 204V203H139ZM155 204V203H154ZM189 204V203H188ZM138 205V204H137ZM150 205V204H149ZM177 205V204H176ZM204 205V204H203ZM130 206H131V204H130ZM195 206V205H194ZM143 207V206H142ZM171 206H169V208H170ZM173 207V206H172ZM181 207H182V205H181ZM188 207V206H187ZM190 207H192V206H190ZM197 207V206H196ZM135 208V207H134ZM133 208V209H134ZM161 208V207H160ZM141 209V208H140ZM155 209V208H154ZM153 209V210H154ZM162 209V208H161ZM167 209V208H166ZM201 209H202V207H201ZM204 209V208H203ZM208 209H209V207H208ZM10 210H11V208H10ZM138 210V209H137ZM145 210V209H144ZM169 209H167V211H168ZM175 210V209H174ZM134 211H135V209H134ZM141 211V210H140ZM162 211H164V210H162ZM186 211V210H185ZM198 211V210H197ZM209 211V210H208ZM207 211V212H208ZM215 211V210H214ZM148 212V211H147ZM146 212V213H147ZM154 212V211H153ZM193 212V211H192ZM204 212V211H203ZM137 213V212H136ZM138 213H140V212H138ZM155 213V212H154ZM158 213V212H157ZM156 213V214H157ZM168 213V212H167ZM197 213V212H196ZM142 214V213H141ZM163 214V213H162ZM172 214V213H171ZM178 214V213H177ZM185 214V213H184ZM186 214H187V212H186ZM192 214V213H191ZM203 214V213H202ZM210 214V213H209ZM138 215H140V214H138ZM144 215H146V214H143V217H145ZM149 215V214H148ZM190 214H188V216H189ZM200 215V214H199ZM208 215V214H207ZM217 216L219 215V214H216ZM14 216V215H13ZM142 216V215H141ZM169 216H170V214H169ZM181 216V215H180ZM179 216V217H180ZM183 216V215H182ZM203 216H204V214H203ZM221 216V215H220ZM12 217V216H11ZM190 217V216H189ZM194 217V216H193ZM192 217V218H193ZM147 218H148V220H149V217L147 216ZM153 218V217H152ZM159 218H160V216H159ZM163 218V217H162ZM161 218V219H162ZM186 218V217H185ZM195 218V217H194ZM197 218V217H196ZM201 218H202V215H201ZM200 218V219H201ZM210 218V217H209ZM221 218V217H220ZM184 219V218H183ZM190 219V218H189ZM203 219V218H202ZM201 219V220H202ZM147 220V221H148ZM152 220V219H151ZM154 220V219H153ZM167 220V219H166ZM166 220H164V221H166ZM170 220V219H169ZM196 220H199V218L198 219H196ZM222 220V219H221ZM147 221H145V222H147ZM156 221H157V219H156ZM194 221V220H193ZM192 221V222H193ZM200 221V220H199ZM245 221H247V220H245ZM249 221H251V220H249ZM163 222V221H162ZM183 222V221H182ZM186 222V221H185ZM213 222H215V221H213ZM148 223H150V221L148 222ZM158 223H159V221H158ZM168 223V222H167ZM190 223V222H189ZM205 223H210V224H212V222H205ZM215 223H217V222H215ZM246 223V222H245ZM252 223H253V221H252ZM160 224H161V222H160ZM170 224H172V223H170ZM174 224V223H173ZM172 224V225H173ZM194 224H195V222H194ZM208 224H207V226H208ZM220 224V223H219ZM249 224V223H248ZM155 225V224H154ZM165 225V224H164ZM197 225V224H196ZM200 225H201V223H200ZM204 225V224H203ZM213 226H215L214 224H212ZM149 226H151V225H149ZM181 226V225H180ZM191 226V225H190ZM219 226V225H218ZM221 226V225H220ZM219 226V227H220ZM246 226V225H245ZM249 226V225H248ZM159 227V226H158ZM192 227V226H191ZM210 227H211V225H210ZM243 227V226H242ZM152 228V227H151ZM209 228V227H208ZM223 227L221 226V229H222ZM241 228V227H240ZM254 228V227H253ZM153 229V228H152ZM159 229V228H158ZM180 229H181V227H180ZM185 229V228H184ZM187 229V228H186ZM185 229V230H186ZM194 229H195V227H194ZM244 229V228H243ZM250 229V228H249ZM154 230H155V228H154ZM188 230V229H187ZM205 230H207V229H205ZM210 230V229H209ZM242 230V229H241ZM246 230H248L247 228H246ZM251 230H253V229H251ZM255 230V229H254ZM158 231V230H157ZM167 231V230H166ZM165 231V232H166ZM173 231H176V230H173ZM183 231V230H182ZM193 231V230H192ZM208 231V230H207ZM222 231V230H221ZM185 232V231H184ZM183 232V233H184ZM188 232H190V231H188ZM196 232V231H195ZM204 232V231H203ZM202 232V233H203ZM210 232H211V230H210ZM219 232V231H218ZM252 232V231H251ZM250 232V233H251ZM262 232V231H261ZM168 233V232H167ZM223 232H221L220 234L221 235H223L222 234ZM252 233H254V231L252 232ZM169 234V233H168ZM171 234V233H170ZM177 234V233H176ZM186 234H188V233H186ZM189 234H191V232L189 233ZM200 234V233H199ZM206 234H208V233H206ZM210 234V233H209ZM238 234V233H237ZM255 234V233H254ZM180 235V234H179ZM183 235V234H182ZM214 236H215V234H213ZM212 235V236H213ZM219 235V234H218ZM221 235H219V236H221ZM239 235V234H238ZM251 235V234H250ZM189 236V235H188ZM199 236V235H198ZM200 236H201V234H200ZM206 236V235H205ZM209 236V235H208ZM207 236V237H208ZM237 236V235H236ZM169 237H171V236H169ZM174 237V236H173ZM177 237V236H176ZM210 237V236H209ZM216 237V236H215ZM239 237V236H238ZM241 237V236H240ZM239 237V238H240ZM168 238V237H167ZM196 238H197V236H196ZM204 238V237H203ZM213 238V237H212ZM249 239H250V237H248ZM172 239V238H171ZM199 239H200V237H199ZM205 239V238H204ZM232 239V238H231ZM230 239V240H231ZM236 239V238H235ZM244 239V238H243ZM246 239H247V237H246ZM169 240V239H168ZM175 240V239H174ZM177 240V239H176ZM179 240V239H178ZM207 240V239H206ZM206 240H204L205 241V243H204V245L206 244H208L207 243V241ZM209 240V239H208ZM216 240V239H215ZM237 240H239V239H237ZM185 241H187V240H185ZM195 241H199V240H195ZM211 241H212V239H211ZM210 241V242H211ZM227 241V240H226ZM232 241V240H231ZM234 241H236V240H234ZM234 241H233V243H234ZM239 241H241L242 242V240H239ZM249 241V240H248ZM247 241V242H248ZM171 242V241H170ZM172 242H173V240H172ZM176 242V241H175ZM181 242V241H180ZM180 242H177V243H180ZM200 243H201V241H199ZM209 242V243H210ZM229 242V241H228ZM237 242V241H236ZM240 242V243H241ZM212 243H214V242H212ZM232 243V244H233ZM239 243V242H238ZM242 243H244V242H242ZM249 243H250V241H249ZM183 244H185V243H183ZM189 244H190V242H189ZM211 244V243H210ZM228 244H230V243H228ZM228 244H226V245H228ZM236 244V243H235ZM234 244V245H235ZM186 245H188V244H186ZM202 245H203V242H202ZM204 245H203V248H204ZM205 245V246H206ZM213 245V244H212ZM211 245V246H212ZM236 245H238V244H236ZM235 245V247H237ZM243 245V244H242ZM241 245V246H242ZM247 244H245V246H246ZM251 245V244H250ZM174 246V245H173ZM176 246V245H175ZM182 246V245H181ZM189 246V245H188ZM208 246V245H207ZM207 246H206V248H207ZM210 246V245H209ZM210 246V247H211ZM214 246V245H213ZM213 246H212V248H213ZM244 246V247H245ZM247 246H249V245H247ZM253 246V245H252ZM176 247H178V246H176ZM175 247V249L176 250H178L179 249V247H178V249ZM183 247V246H182ZM181 247V248H182ZM210 247H209V249H210ZM229 247V246H228ZM234 247V246H233ZM232 247V248H233ZM234 247V248H235ZM191 248H193V247H191ZM190 248V249H191ZM200 248H201V246H200ZM249 247H247V249H248ZM229 249H231V247L229 248ZM185 250V249H184ZM187 250V249H186ZM185 250V251H186ZM194 250V249H193ZM201 250V249H200ZM199 250V251H200ZM241 250H242V248H241ZM183 251V250H182ZM188 251V250H187ZM204 251H205V249H204ZM211 251L212 250H208V252H206L205 253V257H203L204 259H203V264H212V256H211ZM229 251V250H228ZM231 251V250H230ZM232 251H234V253H232V255H234V254H236L235 253V250H232ZM253 251H254V249H253ZM236 252H239V250L237 251L236 250ZM244 252H245V249H244ZM243 252V253H244ZM248 252V251H247ZM177 253V252H176ZM180 253V252H179ZM178 253V254H179ZM184 253H186V252H184ZM204 253V252H203ZM242 253V254H243ZM182 254V253H181ZM189 254H191V253H189ZM195 254H196V252H195ZM239 254H240V252H239ZM246 254V253H245ZM244 254V255H245ZM183 255V254H182ZM237 255V254H236ZM244 255H242V256H244ZM247 255V254H246ZM245 255V256H246ZM255 255V254H254ZM253 255V256H254ZM185 256V255H184ZM251 256H252V252H251ZM241 257V256H240ZM187 258V257H186ZM243 258V257H242ZM248 258H249V256H248ZM188 259V258H187ZM252 259H253V257H252ZM252 259H251V261H252ZM257 259V258H256ZM201 260V259H200ZM250 260V259H249ZM187 261V260H186ZM213 262H214V260H213ZM253 262H255V261H252L251 263L253 264ZM196 262H194V258H192V256H191V260H190V264H195ZM198 263V262H197ZM202 263V262H201ZM256 263V262H255ZM258 263V262H257ZM263 263V262H262ZM233 264H235V263H233ZM259 264V263H258Z\"/></svg>", "mask_w": 264, "mask_h": 264}]
</instances>
